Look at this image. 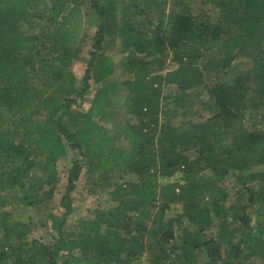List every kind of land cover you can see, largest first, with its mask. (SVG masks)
I'll return each mask as SVG.
<instances>
[{
  "label": "trees",
  "instance_id": "1",
  "mask_svg": "<svg viewBox=\"0 0 264 264\" xmlns=\"http://www.w3.org/2000/svg\"><path fill=\"white\" fill-rule=\"evenodd\" d=\"M125 1L121 7V0H91L98 22L79 81L72 64L86 36L84 0H0V264H59L63 253L65 264H135L149 250V264H264V171L252 169L264 165V131L242 122L249 108L264 109V0H206L218 8L216 19L192 11V0H170L157 20L138 23L128 3L139 0ZM107 35L120 37L128 51L125 111L137 118L124 124L128 143L121 147L99 123L119 88L107 79L115 68L104 52ZM169 56L177 67L150 75V66ZM164 76L174 90L163 92ZM91 78L102 84L82 109ZM194 105L214 113L174 123ZM70 150L80 157L69 169L65 217L83 165L89 177L115 171L137 177L118 184L117 204L82 218L76 233L66 236L52 214L56 241L27 238L29 223L2 207L5 189L26 206L52 199L57 162ZM201 161L220 178H236L241 187L233 201L217 179H202ZM37 166L42 174L32 171ZM160 170L167 177L179 170L182 181L160 182ZM176 201L182 209L169 214Z\"/></svg>",
  "mask_w": 264,
  "mask_h": 264
},
{
  "label": "rangeland",
  "instance_id": "2",
  "mask_svg": "<svg viewBox=\"0 0 264 264\" xmlns=\"http://www.w3.org/2000/svg\"><path fill=\"white\" fill-rule=\"evenodd\" d=\"M123 0H121V7H123ZM128 3V0L125 1ZM130 6L128 8L129 16L134 23L145 20L148 17L154 18L157 20L162 16L165 11H168L171 7V1L168 0L164 4L157 5L156 2L150 0L149 2H144L139 0L137 3H128ZM173 4V3H172ZM84 19L86 31V36L83 41V50L74 63L72 64V69L75 72L77 79H80L84 75V71L87 65L88 58L90 56L89 51L92 49L93 36L97 27L98 14L91 5V0H84ZM192 11L195 13L206 12L209 13L213 19L219 14V10L216 6L207 2L206 0H192L191 1ZM104 52L108 54L114 61L115 68L114 72L108 76V80H116L119 83V88L112 95V112L108 117L99 119V123L104 125L110 134L113 135L114 144L116 147H121L127 145V139L123 134L124 124L130 120V122L136 121V116L133 114H126L125 111V100L127 94L126 84L123 85V81L127 80L129 77L128 72L125 70L123 62L125 61V55H127V50L124 49V46L120 40V37L107 35L104 45ZM141 57L151 59L152 55L139 54ZM240 59H247L241 56L236 58V61ZM177 67V63L173 61L170 56L167 58L164 65L153 64L150 66L149 71L150 75H165L170 70ZM170 78V77H169ZM167 76L161 78V81H164L163 92H170V89H175V84ZM78 81V82H79ZM157 81V80H156ZM91 86L87 89L85 96L82 101V105L79 106L82 109H86L90 106L92 98L94 96L95 90L102 84L96 79L91 78ZM80 83V82H79ZM81 84V83H80ZM177 91V90H175ZM197 99V103H198ZM76 107V104L73 105ZM173 106V104L169 105ZM168 106V107H169ZM185 110V109H184ZM183 109L180 111L181 114L174 116L173 121L176 124L182 123V121L189 120L194 118L196 120L203 119L210 115H213L214 110L211 108H200V106H193V108H188L185 110V114L182 113ZM162 115H169L170 113L164 112L161 110ZM242 122L246 124L248 129H262L264 131V109L262 108H249L245 112V116L242 119ZM241 123V122H240ZM162 146L159 145V151L161 152ZM40 160L43 157L40 153L34 154ZM168 155H171V152H168ZM195 155V154H194ZM80 157L78 150H70L66 156L61 157L58 164V171L60 179L58 183H55L56 191L52 199H45L43 202L34 206L23 205L19 198H17L16 192L5 189V195L7 196L6 203L2 207L6 209H13V217L15 219L24 220L30 225V231H28L27 238H37L46 243H52L57 240L58 230L55 224L53 223L52 214L58 219V224H61L64 228L66 236L76 233L79 230V222L82 218L91 217L96 214V211L99 209H107L112 205L117 204V200L114 198L113 189L120 183L135 179L136 174L129 173L127 171H115L111 174L109 178L99 176L96 173L93 177H89L86 174V166L83 165L82 172L78 180L76 181V188L71 192V197L73 199V208L68 216H63L65 210L64 205L62 204V197L66 192L67 182H68V173L72 165V161ZM84 162V161H83ZM198 168L199 175L202 179L208 178L212 180H218L220 183L224 184L228 190V203L233 201L236 198L238 189L241 185L236 181V178L233 175H228L225 177H219L216 173L209 167L206 166L202 161L196 165ZM254 171H264V165H256L252 168ZM37 175L42 174L43 171L41 166H37L32 170ZM158 180L160 182L166 181L171 178L173 180L182 181V173L177 170L172 177H167L163 175L164 173L160 170L156 172ZM254 189H259L262 186V182L254 181L251 183ZM209 196L205 199L207 200ZM182 209L181 201L173 202L171 208L168 210L169 214H173L176 211ZM185 226H188L190 230L194 228L193 224L187 219L184 220ZM182 228L177 226L176 232L181 233ZM208 234L214 232V229L211 228L208 231ZM154 245V242H151V246ZM150 251V250H149ZM149 251H146L140 259L136 261L135 264H149ZM227 252V249H224V253ZM64 253L58 255V263H64Z\"/></svg>",
  "mask_w": 264,
  "mask_h": 264
}]
</instances>
